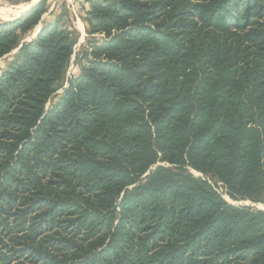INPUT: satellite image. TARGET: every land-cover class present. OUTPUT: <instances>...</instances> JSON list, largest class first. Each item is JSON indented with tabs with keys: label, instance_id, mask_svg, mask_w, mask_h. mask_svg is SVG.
<instances>
[{
	"label": "trees",
	"instance_id": "trees-1",
	"mask_svg": "<svg viewBox=\"0 0 264 264\" xmlns=\"http://www.w3.org/2000/svg\"><path fill=\"white\" fill-rule=\"evenodd\" d=\"M85 1L49 110L60 19L0 73V264H264V211L205 179L264 203V0ZM45 12L0 22V60Z\"/></svg>",
	"mask_w": 264,
	"mask_h": 264
},
{
	"label": "rangeland",
	"instance_id": "rangeland-1",
	"mask_svg": "<svg viewBox=\"0 0 264 264\" xmlns=\"http://www.w3.org/2000/svg\"><path fill=\"white\" fill-rule=\"evenodd\" d=\"M45 1L46 12L42 17L40 24L31 33L21 38L20 46L16 50L0 60V73L4 71L7 66L15 60L19 53L20 47L24 43L32 42L36 39L39 30L41 31L45 25L56 23V21L60 19V27H67L76 32L77 44L75 46L72 62L65 75L64 81L60 84L61 87L58 88V91L46 106L47 110H49L53 106V104L59 101L64 89L68 87L69 82L73 78H76L81 72L77 64V59L87 51V44L90 40H92V38L87 34L88 27L85 22V18L87 15L86 12L89 10V5L85 0H0V13L2 12L0 15V22H10L17 20V18L20 17L23 13L18 16L15 13L20 11V8H22V6H29L30 8V6H32V4L34 3L40 4ZM3 13L5 15H2ZM158 165L160 166L163 164ZM190 172L196 177H203V175L199 172L193 170H191ZM205 179L210 181L213 187L223 196V198L229 204L236 207H250L255 210L264 211V203H255L251 200H233L226 194V190L220 183H216L210 178Z\"/></svg>",
	"mask_w": 264,
	"mask_h": 264
},
{
	"label": "bare ground",
	"instance_id": "bare-ground-1",
	"mask_svg": "<svg viewBox=\"0 0 264 264\" xmlns=\"http://www.w3.org/2000/svg\"><path fill=\"white\" fill-rule=\"evenodd\" d=\"M33 5V4H32ZM21 10L20 11H18V12H16L15 14L18 16V15H20V14H22V13H24V12H26L28 9H29V6H22V8H20ZM9 11V10H8ZM16 11V10H15ZM2 13V12H1ZM1 13H0V15H1ZM19 13V14H18ZM2 15H5L4 13L2 14ZM2 17V16H1Z\"/></svg>",
	"mask_w": 264,
	"mask_h": 264
},
{
	"label": "water",
	"instance_id": "water-1",
	"mask_svg": "<svg viewBox=\"0 0 264 264\" xmlns=\"http://www.w3.org/2000/svg\"><path fill=\"white\" fill-rule=\"evenodd\" d=\"M38 4H39V3H34L32 6H30V8H29L26 12H24V13H23L20 17H18L17 19L22 18L25 14H27L29 11H31V10H32L34 7H36ZM39 33H40V30H39L37 36L39 35ZM37 36H36V37H37Z\"/></svg>",
	"mask_w": 264,
	"mask_h": 264
}]
</instances>
